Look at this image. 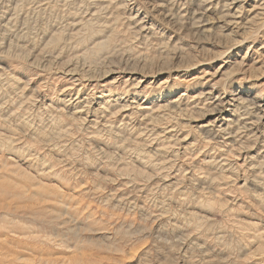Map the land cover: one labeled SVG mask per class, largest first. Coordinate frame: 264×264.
Masks as SVG:
<instances>
[{"label":"rangeland","instance_id":"1","mask_svg":"<svg viewBox=\"0 0 264 264\" xmlns=\"http://www.w3.org/2000/svg\"><path fill=\"white\" fill-rule=\"evenodd\" d=\"M174 6L0 0V264H264L262 112L215 132L233 91L264 103V39ZM210 87L212 130L142 108Z\"/></svg>","mask_w":264,"mask_h":264},{"label":"bare ground","instance_id":"2","mask_svg":"<svg viewBox=\"0 0 264 264\" xmlns=\"http://www.w3.org/2000/svg\"><path fill=\"white\" fill-rule=\"evenodd\" d=\"M140 1L143 4H148L149 7L153 11H155L157 15L163 16V20H166L167 23L170 22L175 17V13L173 11V6L175 5V3H179V5L181 4V6H182L181 9L184 12L182 15V18H184V20L190 19L194 25H196L198 23V24H200L199 27H205L208 24H210L211 23L210 20L211 19L213 20L215 17L216 20H219V22H222V25L224 26V28H226V27L229 28V26H231L232 27L231 32H236V33L241 32L240 36L242 37V39H246V40L250 39V38L255 39V37L258 35H261L264 39V32L262 31V29H263L262 27L264 26L263 25L264 20H263V18H260V15L264 16V0H198L197 9L196 10L193 9V11H192L193 14L190 17H186L187 13H189L188 4L191 1H195V0H172L174 2H170L169 0H140ZM247 2L251 4L250 5L251 7L245 8V4ZM257 9L259 12L257 11ZM258 19H261L263 22L261 20H258ZM233 28H235L236 30L234 31ZM261 46L263 47V45H261ZM218 55H220V54H218ZM263 59H264V56H263ZM262 63H264V60ZM244 65H246V64H244ZM254 67L255 66L249 65L248 69L250 71H253L255 69ZM76 73H78V72H76ZM202 78H203V76H202ZM184 90L186 91V89H184ZM164 92L167 93L169 91L165 90ZM242 92H243V90H241V89L233 91V93L231 94L232 95L231 96L232 102L229 103L233 106V110L231 112L232 114L226 119V122H223L220 120L221 123L218 124V126L216 127L215 132H223L225 134V137L223 138L224 141H222L224 146H226L229 142L234 140V136L236 135V133L233 132V128L235 126L242 125L243 128H245L247 126L253 125V121H251L250 117H249L251 115V113H253V111L251 112L252 108L254 109V107H256V106L258 107V108L256 107L257 109L260 108V111L262 112V115H263V116L261 115L262 117L260 116V118L264 119V103H261L262 101H260L259 99H255L256 97L254 98V100L253 99L248 100L246 97L243 96ZM159 93L156 97H158V96L162 97L163 96V95H159ZM258 95H259V91H258ZM183 97H188L187 93L184 91L180 93L179 97L172 99V100L168 99L166 101H163L162 104H158L155 109H152V107H142V108H146L150 112H157V113H163L164 114L165 113L164 111L167 110V108H181V107L185 106L183 108V110H186L189 106L192 109V108H198V106L201 105V108L206 109L205 112H207V113L211 112V110L217 111L216 116L214 117V119L212 121L208 122L207 125L206 124L201 125L202 128L206 127V128H208V130H212L214 127V124L213 125H211V124L217 120L219 121V116L222 113L221 106L224 103V94L223 93H215L214 87H210L208 89L200 90V91L194 93L191 96V99L188 101H183ZM132 102L136 103L134 99L132 100ZM191 103H193V104H191ZM118 114H121V113H118ZM163 114H161V115H163ZM164 116H165V114H164ZM143 118H147V115H144ZM152 118H154V117L152 116ZM163 118H165V117H163ZM149 120H151V119L149 118L148 121ZM150 122H152V120ZM176 122L178 123V121H176ZM155 123H157V122L155 121ZM209 125H211L213 127H209ZM155 129H156V126H155ZM165 132H167V131H165ZM214 137H215V134H214ZM0 243H1V241H0ZM34 246H35V244H34Z\"/></svg>","mask_w":264,"mask_h":264}]
</instances>
